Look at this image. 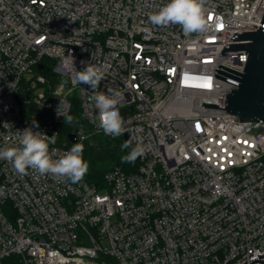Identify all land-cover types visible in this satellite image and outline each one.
Here are the masks:
<instances>
[{"label":"built area","instance_id":"1","mask_svg":"<svg viewBox=\"0 0 264 264\" xmlns=\"http://www.w3.org/2000/svg\"><path fill=\"white\" fill-rule=\"evenodd\" d=\"M168 0H0V148L18 143L17 91L43 58L54 89L33 77V100L49 137L79 96L76 143L105 135L93 90L76 81L91 63L96 91H121L124 137L145 154L135 170L115 168L104 185L73 184L0 160V264H245L264 256V123L222 109L248 53L222 55L235 33L260 27L264 0H206L208 28L186 35L148 17ZM34 75V74H33ZM59 155V153H58ZM56 158V157H54ZM107 243L104 247L103 243ZM253 264H263L254 262Z\"/></svg>","mask_w":264,"mask_h":264},{"label":"clouds","instance_id":"2","mask_svg":"<svg viewBox=\"0 0 264 264\" xmlns=\"http://www.w3.org/2000/svg\"><path fill=\"white\" fill-rule=\"evenodd\" d=\"M205 3L206 0H168L158 12L150 14L148 20L157 27L179 25L186 35L200 34L208 28ZM104 78L102 69L91 63L76 74L78 83L93 90L89 99L98 109V127L105 135L118 137L126 130L125 120L119 110L125 96L121 91L112 88H108L107 92L96 91ZM58 115H62L64 122L69 125L75 120L72 115L60 111ZM33 125L34 128L39 127L35 121ZM16 137L18 143L15 146L0 148V160L11 162L17 174L25 176L31 170L41 176L67 178L76 184L83 181L88 173L89 163L84 159L85 146L82 143H75L70 149L60 152L54 147L57 144V134L49 137L41 131H34L32 127L16 131ZM125 149L130 151L121 157V163H134L146 152L140 141L134 145L126 141L122 144L121 151Z\"/></svg>","mask_w":264,"mask_h":264},{"label":"trees","instance_id":"3","mask_svg":"<svg viewBox=\"0 0 264 264\" xmlns=\"http://www.w3.org/2000/svg\"><path fill=\"white\" fill-rule=\"evenodd\" d=\"M54 61L49 58H43L33 68L34 77L42 76L45 78L46 83L43 85L54 84L59 80L57 74L53 72ZM34 91L31 82L20 83L17 91V101L21 108L22 121L26 128H34L33 122L35 121L41 126L46 121V114L41 113L34 100ZM75 120L69 125L65 122L59 126V138L58 144L63 145L66 149H70L73 143L68 141L69 134H75L77 129L84 126V120L82 114L74 115L71 110V114ZM44 120V122H42ZM85 146L84 159L89 163V170L83 179L84 182L102 187L104 185V179L108 172L115 168H121L125 172H133L135 170L134 163H121V157L126 155L130 149L121 151V146L125 143L123 137H112L107 135H93L90 138L81 142ZM75 144V143H74Z\"/></svg>","mask_w":264,"mask_h":264},{"label":"water","instance_id":"4","mask_svg":"<svg viewBox=\"0 0 264 264\" xmlns=\"http://www.w3.org/2000/svg\"><path fill=\"white\" fill-rule=\"evenodd\" d=\"M241 40L248 42L226 44L222 55L248 53L244 72L239 73L225 66H218L239 75L240 78L224 71L216 70L217 73L239 81V83H236L215 74L217 78L238 86L230 94L223 93L222 109L236 115L240 122L264 123V14L257 31L235 33L230 41ZM123 139L125 142L127 141L134 145L129 133L125 134ZM68 141L73 144L76 143L75 134H69ZM254 262L264 264V256L258 255L257 258L250 260L248 264H253Z\"/></svg>","mask_w":264,"mask_h":264},{"label":"rangeland","instance_id":"5","mask_svg":"<svg viewBox=\"0 0 264 264\" xmlns=\"http://www.w3.org/2000/svg\"><path fill=\"white\" fill-rule=\"evenodd\" d=\"M33 77H34V75L33 74H26L25 76H24V78H23V81L24 82H31V79H33ZM59 82V80H57V82H55L53 85L52 84H48L47 85V87L51 90V89H54L55 87H56V85H57V83ZM33 87V86H32ZM34 89V88H33ZM42 89L40 88V89H38V88H36V91L34 90V91H31V93H33L34 95H33V98H34V96L36 95V93H38L39 91H41ZM72 99H71V103H72V113L74 114V115H76V114H82V110H81V101H80V98H79V96H77L76 94H73L72 95V97H71ZM44 120L46 121L47 120V118L45 119L44 118ZM44 120L42 121V122H44ZM103 245H104V247H107V243L106 242H104L103 243Z\"/></svg>","mask_w":264,"mask_h":264}]
</instances>
